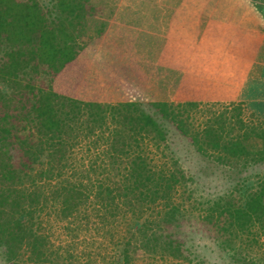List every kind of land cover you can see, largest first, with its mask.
<instances>
[{
    "label": "trees",
    "instance_id": "obj_1",
    "mask_svg": "<svg viewBox=\"0 0 264 264\" xmlns=\"http://www.w3.org/2000/svg\"><path fill=\"white\" fill-rule=\"evenodd\" d=\"M83 1L0 0V264H264V102L63 92Z\"/></svg>",
    "mask_w": 264,
    "mask_h": 264
},
{
    "label": "crops",
    "instance_id": "obj_2",
    "mask_svg": "<svg viewBox=\"0 0 264 264\" xmlns=\"http://www.w3.org/2000/svg\"><path fill=\"white\" fill-rule=\"evenodd\" d=\"M83 2L75 55L56 77L73 87L63 92L111 103L264 102V0Z\"/></svg>",
    "mask_w": 264,
    "mask_h": 264
},
{
    "label": "rangeland",
    "instance_id": "obj_3",
    "mask_svg": "<svg viewBox=\"0 0 264 264\" xmlns=\"http://www.w3.org/2000/svg\"><path fill=\"white\" fill-rule=\"evenodd\" d=\"M73 88V87H72ZM118 95V97H122V96H125L124 94H117ZM138 96V93L136 94V93H134V92H131V96ZM122 98H124V97H122ZM137 99V98H136ZM142 99H146V98H142ZM138 100H141V99H138ZM144 100H142V101H144ZM157 102H170V101H157ZM191 102V101H190ZM192 102H197V101H192ZM240 102H242V101H240ZM253 102H262V101H253ZM174 103H177V102H174ZM200 103H216V102H200ZM242 103H251V102H248V101H244V102H242ZM227 104V103H226ZM207 183V180H205V179H203V181L201 182V184H203V188H204V185ZM201 244H206L205 242H201ZM80 249L81 248H79V251H80ZM206 251V252H205ZM200 254H201V256L206 260V262H207V264H208V262L209 263H213V262H215L216 261V258H214V259H211L210 257H208V255L209 254H211V251H210V249H200ZM212 255V254H211ZM200 256V257H201ZM227 263V261H225L224 260V263H222V262H220V261H216V263L215 264H226ZM138 264H141V263H138Z\"/></svg>",
    "mask_w": 264,
    "mask_h": 264
}]
</instances>
